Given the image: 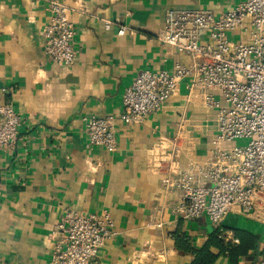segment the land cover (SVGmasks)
Listing matches in <instances>:
<instances>
[{
  "label": "crops",
  "instance_id": "obj_1",
  "mask_svg": "<svg viewBox=\"0 0 264 264\" xmlns=\"http://www.w3.org/2000/svg\"><path fill=\"white\" fill-rule=\"evenodd\" d=\"M58 1L75 27L76 58L68 67L44 53L46 0H0V88H13L5 99L25 118L27 137L13 154L0 153V264H46L62 216L102 211L116 234L93 264H190L193 251L214 233L219 238L205 216L176 212L180 190L165 182L188 172L203 184L200 172L212 160L215 115L200 92L189 91L191 78H181L163 109L143 123L117 124L114 151L87 147L83 118L120 114L123 92L140 71L172 73L175 64H190L159 38L167 11L219 15L239 0ZM238 38V32L229 35ZM221 227L238 239L225 244L219 238L241 250L234 264H260L264 223L232 210ZM214 264H231L227 252Z\"/></svg>",
  "mask_w": 264,
  "mask_h": 264
},
{
  "label": "built area",
  "instance_id": "obj_2",
  "mask_svg": "<svg viewBox=\"0 0 264 264\" xmlns=\"http://www.w3.org/2000/svg\"><path fill=\"white\" fill-rule=\"evenodd\" d=\"M46 14L41 30L44 53L59 66H71L76 50L69 8L58 0H46ZM109 27L110 22L103 20V28ZM123 32L121 27L118 34ZM233 32L240 38L230 41ZM159 38L189 56L190 64H175L172 73L140 71L123 92L120 114L83 118L86 145L116 150L117 124L143 123L163 109L181 78L190 77L189 91L200 92L215 115L212 160L200 172L206 178L203 184L188 172L173 183L165 182L180 190L178 214L205 216L225 244L237 243L221 227L228 212L264 223V0H239L219 15L207 9L169 10ZM12 92V87L0 88V153L6 155L27 139L25 118L5 99ZM233 140L244 142L223 147ZM115 234L107 211L65 214L51 232L54 241L46 264H93L99 249ZM259 263L264 264V257Z\"/></svg>",
  "mask_w": 264,
  "mask_h": 264
},
{
  "label": "trees",
  "instance_id": "obj_3",
  "mask_svg": "<svg viewBox=\"0 0 264 264\" xmlns=\"http://www.w3.org/2000/svg\"><path fill=\"white\" fill-rule=\"evenodd\" d=\"M241 238V236L239 237ZM210 246L218 249V253L211 252ZM230 257L231 264H234L238 253L241 252L237 247L224 246L214 233L210 240L199 250L193 251V260L190 264H214L220 254L226 253Z\"/></svg>",
  "mask_w": 264,
  "mask_h": 264
},
{
  "label": "rangeland",
  "instance_id": "obj_4",
  "mask_svg": "<svg viewBox=\"0 0 264 264\" xmlns=\"http://www.w3.org/2000/svg\"><path fill=\"white\" fill-rule=\"evenodd\" d=\"M243 143L244 141L243 140H233V141H231V142H229L230 143V145L231 146H237V145H240L241 143Z\"/></svg>",
  "mask_w": 264,
  "mask_h": 264
}]
</instances>
